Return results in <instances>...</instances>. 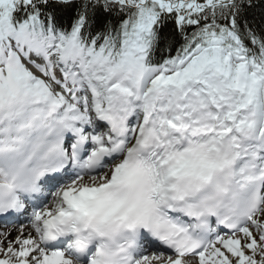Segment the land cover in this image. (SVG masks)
Masks as SVG:
<instances>
[{"label":"snow or ice","instance_id":"1","mask_svg":"<svg viewBox=\"0 0 264 264\" xmlns=\"http://www.w3.org/2000/svg\"><path fill=\"white\" fill-rule=\"evenodd\" d=\"M0 264H264V0H0Z\"/></svg>","mask_w":264,"mask_h":264},{"label":"trees","instance_id":"2","mask_svg":"<svg viewBox=\"0 0 264 264\" xmlns=\"http://www.w3.org/2000/svg\"><path fill=\"white\" fill-rule=\"evenodd\" d=\"M253 14L256 17V20L260 19V9L259 8L255 9Z\"/></svg>","mask_w":264,"mask_h":264}]
</instances>
